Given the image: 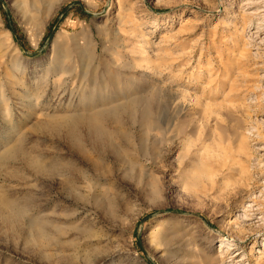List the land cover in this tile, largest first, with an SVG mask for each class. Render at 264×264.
<instances>
[{
	"label": "rangeland",
	"instance_id": "rangeland-1",
	"mask_svg": "<svg viewBox=\"0 0 264 264\" xmlns=\"http://www.w3.org/2000/svg\"><path fill=\"white\" fill-rule=\"evenodd\" d=\"M262 2L0 0V264H264V219L241 218L264 212ZM92 97L143 100L106 122L119 154L87 144L100 172L66 136ZM64 160L87 173L78 201Z\"/></svg>",
	"mask_w": 264,
	"mask_h": 264
},
{
	"label": "bare ground",
	"instance_id": "bare-ground-1",
	"mask_svg": "<svg viewBox=\"0 0 264 264\" xmlns=\"http://www.w3.org/2000/svg\"><path fill=\"white\" fill-rule=\"evenodd\" d=\"M261 7L262 8H260L261 9L260 12L264 13V2L261 3ZM257 32H258L257 38L260 40V42H264V28H260L259 31ZM108 84L111 85L110 87H112L116 93L122 94L121 93L122 88L118 86V80L115 78V76L114 78H110L108 80ZM108 84L106 83V85ZM96 85H97V81H95L94 83L93 86L94 89L96 88ZM100 85L104 86L103 83H100ZM79 103H83V100H81V102ZM106 104H107L106 100L103 99V97L102 98L92 97L87 103L85 102L83 104V110H85L84 112L77 111V113L70 120H68L70 122L69 128L66 130V136L68 138V141L70 145L74 147L75 150H77V152L85 162H90L89 154L87 150V144H90L93 152L98 154L109 153V152H116L119 154L120 152L119 146L116 143L115 139L122 137L123 133L121 132V129L118 127L110 129L106 125V122L109 117L118 116L119 108L131 112H135V111L141 112V106L143 105V100L141 99V97H139V98L127 100L125 103H123L122 106H119L118 108L112 106L111 108H108V110L105 111H101L98 109L102 106H105ZM144 106L145 107L142 110L143 116H148L150 114V109L146 106V104ZM176 108L178 114L176 118L178 120L179 116L181 115V102L176 103ZM66 115L67 118L70 116L68 114ZM63 119L55 118L53 120L54 123L51 126L56 127L57 124L60 123L61 121L62 122H65V120L67 121L66 118L64 120ZM140 119H141V113H140ZM81 126L86 131V134H83L81 132L80 129ZM25 157L28 165H30L32 168L40 172H47L48 177L50 179H53V173H54L53 170L45 167L40 158H37L35 155L31 156L28 154ZM63 163L66 172L62 174L63 178L60 183H62L63 186L68 190V192L73 196V198L78 201V198L80 197L78 195L79 194L78 190L83 188L81 182H84V180L87 179V173L84 172L82 169L75 167V173L72 174L71 173L72 165H73L72 162L69 160H64ZM90 165H91L90 166L91 170L100 172L104 168L105 164L103 162L101 163L100 161H93L90 162ZM103 176L104 175H102V177ZM9 201L10 200H8L7 198L0 196V207L1 208L10 207V209L12 210L13 206ZM259 205H260L259 202L256 200H254V203H249L245 205V213L242 214L241 218L245 221L256 220L258 223L261 220L263 221L264 212L261 211ZM262 213H263L262 216L257 215ZM32 228L34 229L35 232L34 236L36 239H40L46 236L44 232H46L47 227L44 224V222L42 221L34 222L32 224ZM223 240L226 245H224L223 250L221 251L220 258L221 261L225 263L226 256L231 254L229 253V249H233L232 245H236V243L241 242V240L237 239L235 241V238L232 239L231 237L228 238L224 237ZM227 245H229V247ZM240 256L241 253L239 252L231 254L229 264H242L244 259L239 258Z\"/></svg>",
	"mask_w": 264,
	"mask_h": 264
}]
</instances>
